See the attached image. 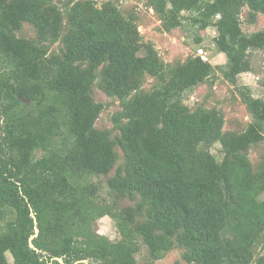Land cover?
I'll return each instance as SVG.
<instances>
[{
    "label": "trees",
    "instance_id": "obj_1",
    "mask_svg": "<svg viewBox=\"0 0 264 264\" xmlns=\"http://www.w3.org/2000/svg\"><path fill=\"white\" fill-rule=\"evenodd\" d=\"M67 3L0 0V264H138L142 244L153 259L178 246L191 264H264L256 253L264 158L255 167L248 154L264 139V98L237 85L253 51L264 49V28L244 31L242 11L254 22L264 0H145L165 31L216 26L224 77L252 116L240 133L224 132L218 108L184 102L215 72L212 62L191 54L166 64L143 41L135 12L110 0ZM26 25L34 37L18 34ZM148 75L158 82L150 91L142 87ZM95 83L121 102L115 137L96 127L104 104L93 97ZM215 142L222 160L209 148ZM115 167L109 192L131 205L102 198L94 177ZM99 205L126 241L95 229ZM37 227L38 250L30 245Z\"/></svg>",
    "mask_w": 264,
    "mask_h": 264
},
{
    "label": "rangeland",
    "instance_id": "obj_2",
    "mask_svg": "<svg viewBox=\"0 0 264 264\" xmlns=\"http://www.w3.org/2000/svg\"><path fill=\"white\" fill-rule=\"evenodd\" d=\"M67 1L74 2L77 0H55V2L64 10L67 8ZM109 0H95L98 6ZM115 2L124 13L128 10L137 14V23L142 34L143 41L151 42L158 50L166 64H175L185 61L191 54L201 55L204 59H208L216 66L215 72L203 83L187 90L184 93V102L192 109L198 105L206 107L218 108L225 118L224 132L240 133L248 128L252 121L251 113L247 105L244 103L241 95V88L247 86L250 93L255 97L264 98V49L255 50L251 55L252 68L249 71L243 72L238 76L237 85L228 81L223 74V70L227 66V56L221 52L215 42L217 35L216 26H209L206 29L198 30L197 27L185 22L183 26L174 28L172 31H165L162 28V20L155 14L153 8L149 7L145 0H110ZM188 12H185L187 15ZM242 28L246 32L264 28V14H259L256 20L252 22L249 18V8L244 7L241 16ZM19 35L26 37H34L31 26H25ZM200 37V42L197 38ZM55 46H57L55 44ZM54 46V47H55ZM157 80L152 76H147L144 79L143 89L150 91L157 86ZM93 97L96 101L102 102L104 108L96 121V127L101 130H108L112 137L119 134V129L113 121V114L121 109V102L117 97L109 96L94 84ZM211 151L219 160L223 159L224 153L222 145L215 142L209 146ZM119 151L120 159L118 164L123 160V155ZM42 154L41 150L37 151V156ZM248 154L257 167L264 158V139L257 142L248 150ZM116 170V167L111 173L95 176L96 180L101 178L102 198H106L107 202H116L119 206L125 207L132 204V201L120 197L109 192L108 179ZM98 213L101 216L94 223L95 229L103 235H106L111 241L123 242L126 241L124 233L117 228L114 219L111 217V209L108 206H97ZM181 247H174L170 251L164 253L160 259H153L150 256L148 247L142 244L139 251L136 252L138 264H191L183 258ZM257 256L264 253V240L258 245L256 250ZM10 262H13L12 255L7 252ZM86 264H92V260L85 259ZM78 263V262H77ZM80 264V263H78Z\"/></svg>",
    "mask_w": 264,
    "mask_h": 264
},
{
    "label": "water",
    "instance_id": "obj_3",
    "mask_svg": "<svg viewBox=\"0 0 264 264\" xmlns=\"http://www.w3.org/2000/svg\"><path fill=\"white\" fill-rule=\"evenodd\" d=\"M23 101H25V102H29L30 100L28 99V98H26V97H20ZM33 214V216H34V218H35V221H36V216H35V214L34 213H32ZM37 223V222H36ZM39 234V228L37 227L36 228V233L34 234V235H32L31 236V238H30V245H31V247H33V248H35V249H37V247L34 245V243H33V238L35 237V236H37ZM38 250V249H37ZM57 259L60 261V262H62V263H64V260L62 259V257H57ZM66 264V263H65ZM73 264H78L77 262L76 263H73Z\"/></svg>",
    "mask_w": 264,
    "mask_h": 264
}]
</instances>
